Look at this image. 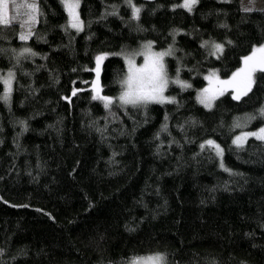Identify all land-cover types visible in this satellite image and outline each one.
Here are the masks:
<instances>
[{
    "label": "trees",
    "instance_id": "obj_1",
    "mask_svg": "<svg viewBox=\"0 0 264 264\" xmlns=\"http://www.w3.org/2000/svg\"><path fill=\"white\" fill-rule=\"evenodd\" d=\"M181 2L132 0L137 20L125 0H81L77 33L61 0H37L27 41L17 24L0 26V76L15 74L10 100L0 99V264H130L155 254L165 264H264V141L233 143L264 126V73L239 100L230 90L210 109L196 100L208 72L228 77L264 43V9L244 12L240 0L174 9ZM147 41L173 49L169 79L191 87L170 83L175 103L114 104L113 117L92 99L96 57L107 54L99 84L115 99L125 55ZM205 41L224 45L219 59ZM23 47L36 55L18 60ZM208 140L222 158L201 151Z\"/></svg>",
    "mask_w": 264,
    "mask_h": 264
},
{
    "label": "snow or ice",
    "instance_id": "obj_2",
    "mask_svg": "<svg viewBox=\"0 0 264 264\" xmlns=\"http://www.w3.org/2000/svg\"><path fill=\"white\" fill-rule=\"evenodd\" d=\"M198 2L199 0H183L182 3L173 7L174 9L176 7L184 8L188 12H191ZM253 2L254 0H249L250 4ZM125 3L132 8L133 19L138 20L141 8L136 7L132 3V0H125ZM61 4L68 16L66 29L71 28L77 33L82 32L84 30V21L81 19L78 11L81 6V0H61ZM253 10L251 7H242V11L244 12H251ZM10 11L12 14H10ZM40 14L39 4L36 0H31V2L29 0H0V26L12 28L14 24H18L20 29L19 39L22 42L27 41L33 35L32 28L38 22L37 18ZM110 15H116V12L113 11ZM229 43L231 42L229 41ZM152 47V43L149 42L138 53L125 55L128 74L121 82L122 91L120 95L115 99L102 95V89L99 84L100 65L107 54H101L96 57V67L94 69L96 80L92 83V91L94 93L92 99L101 101L103 107L113 117L116 115L112 111L114 104L120 109L126 110L129 107L132 109H146L150 104L175 103L176 101L173 97H166L164 95L169 84H177L184 89L191 87L190 84L179 79V74H177L174 80L169 79L164 58L172 55L173 49L169 48L167 51L154 52L152 51ZM201 47L208 48L209 55L215 56L217 59H219L224 51V45L214 41H205ZM25 54L36 55L31 48L23 47L17 59L19 60ZM137 54L144 58L143 64L139 66L135 63V55ZM257 72L264 73V45L254 47L251 54L243 58V67L237 69L229 79H221L215 71L210 72L205 77L209 82V87L204 88L198 94L197 99L199 103L210 109L216 99L231 90L232 99L239 100L242 96L248 95L252 90V85L255 83L254 77ZM14 79L15 74L12 71H9L6 77L0 76V81L3 83V95L0 99L5 103L11 98ZM76 92L77 89H73L72 94L76 95ZM260 111L261 115L264 116V109ZM254 118L249 117L248 119ZM243 126L239 121L234 125V127L240 128ZM163 130L167 131V125L164 126ZM249 137H255L258 140L264 141V127L258 131L242 132L235 137L233 143L237 147H242ZM206 145L210 149H213L218 157L222 158L223 149L218 144L213 140H208L200 145L201 151L205 150ZM221 167L224 168L223 162H221ZM224 170L229 171L227 168H224ZM130 264H165V258L159 254L136 257Z\"/></svg>",
    "mask_w": 264,
    "mask_h": 264
},
{
    "label": "rangeland",
    "instance_id": "obj_3",
    "mask_svg": "<svg viewBox=\"0 0 264 264\" xmlns=\"http://www.w3.org/2000/svg\"><path fill=\"white\" fill-rule=\"evenodd\" d=\"M241 1V7H251V8H255V9H259V8H261V9H264V0H254V2L253 3H249V0H240ZM29 2H31V0H29ZM36 2H37V0H36ZM182 2H183V0H182ZM181 2V3H182ZM23 11V10H22ZM10 14H12L11 13V11H10ZM35 25H36V23L34 24V26H33V28H32V31H33V29L35 28ZM17 26H18V24H17ZM18 33L20 34V29H19V26H18ZM147 43H149L148 41L147 42H144V43H142L141 45H140V47H138V48H134V49H132L131 51H129V55H131V54H133V53H138L140 50H142V48H143V46L145 45V44H147ZM262 45H264V43L262 44ZM253 50V49H252ZM252 50L250 51V53L249 54H247V55H250L251 54V52H252ZM152 51H154V52H163V51H167V49L166 48H162V49H156V48H154V47H152ZM99 55H101V54H99ZM247 55H245V56H247ZM244 56V57H245ZM243 57V58H244ZM243 58H242V60H241V63H240V66H239V68H241V67H243ZM124 61H125V63H126V59H125V57H124ZM143 62H144V58H143V56H141V55H135V63L137 64V66H139V65H141V64H143ZM95 63H96V60H95ZM101 64H102V62H101ZM101 66V65H100ZM95 67H96V64H95V66H94V69H95ZM238 68V69H239ZM235 71H237V70H235ZM234 71V72H235ZM126 72H127V74H128V65H127V63H126ZM234 72H232L228 77H226V78H221V79H229L231 76H232V74L234 73ZM209 73L210 72H208L206 75H205V77L206 76H208L209 75ZM96 74V73H95ZM127 74H126V76H127ZM3 76H7V73L6 74H4ZM125 76V77H126ZM171 80V79H170ZM207 87H209V82L206 80V84L204 85V86H202V87H200V88H198L197 89V93H196V100L198 101V99H197V97H198V94L204 89V88H207ZM231 91V90H230ZM164 95L166 96V97H170L169 95H167V93L165 92L164 93ZM199 102V101H198ZM204 106V105H203ZM205 107V106H204ZM264 127V126H263ZM260 128H262V127H259V128H255V129H253V130H250V131H242V132H253V131H258ZM241 134V133H240ZM239 134V135H240ZM236 137V136H235ZM235 137H234V139H235ZM250 138V137H249ZM251 138H253V137H251ZM255 138V137H254ZM233 139V140H234Z\"/></svg>",
    "mask_w": 264,
    "mask_h": 264
}]
</instances>
